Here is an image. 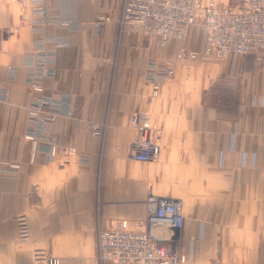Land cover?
I'll return each instance as SVG.
<instances>
[{"label":"crops","instance_id":"0c3cea01","mask_svg":"<svg viewBox=\"0 0 264 264\" xmlns=\"http://www.w3.org/2000/svg\"><path fill=\"white\" fill-rule=\"evenodd\" d=\"M122 4L45 0L49 14L77 29L47 28L69 45L57 50L53 76L36 75L42 93L27 85L25 65L41 37L23 24L2 40L0 88L9 95L0 99V264H118L100 262L98 229L120 220L137 229L151 195L182 203L185 222L175 238L183 264H264V54L201 59L190 70L179 64L150 102L145 65L173 56L182 43L161 48L156 38L122 32ZM20 18V9L0 0V28ZM184 44L202 50L201 28L193 27ZM14 64L18 72L8 80ZM42 94L71 96L74 115H60L48 135L61 152L73 148L88 162L75 155L60 165L63 154L50 160L45 150L33 158L24 138L27 107ZM136 110L149 111L161 130L155 160L130 159ZM93 127L104 131L94 135ZM5 162L18 164V172H6Z\"/></svg>","mask_w":264,"mask_h":264},{"label":"built area","instance_id":"2783aa9c","mask_svg":"<svg viewBox=\"0 0 264 264\" xmlns=\"http://www.w3.org/2000/svg\"><path fill=\"white\" fill-rule=\"evenodd\" d=\"M20 7L31 5L33 14L41 11L34 3L44 0H13ZM245 6H218L206 0H123L121 16L118 21L122 32H132L158 39L161 47H166L174 40L182 43L176 54L162 62L150 59L144 68V79L151 88L149 101L160 95L164 82L175 74L174 66L187 63L191 68L198 60H224L231 54H264V0H245ZM27 17V14L25 15ZM36 31H44L48 23L34 20ZM70 26L69 22H62ZM200 26L205 34V47L198 51L184 45L189 31L193 26ZM7 35L14 32L13 28L4 30ZM0 31V46L3 39ZM37 51L29 54L25 65L29 70L28 85L38 92H43L42 85L36 75L53 76L54 57L58 48L68 43L56 37H45L36 40ZM17 65L8 67L7 78L13 80L18 72ZM8 90L0 88V99H7ZM71 96L66 95L55 101L52 97L42 94L33 99L28 107L27 123L29 132L24 136L32 145L33 158L41 150L46 151L50 160L60 159V165L70 162L78 155L80 161L88 162L89 157L77 153L73 148L59 149L58 143L51 142V125L60 115L72 117ZM131 124L135 130L133 148L130 159L139 162L155 160L160 155L161 146L150 135L156 129L151 114L147 110L132 112ZM103 129L93 127L94 135H101ZM8 165L6 172L16 173L18 164ZM148 215L138 223L137 229H131L128 221L120 220L108 228H100L97 232L98 258L101 263L118 264H183L185 256L177 247L175 233L182 229L185 217L182 203L172 198H161L151 195L147 199ZM21 241L27 240L25 220L19 219ZM48 264H60V259H49Z\"/></svg>","mask_w":264,"mask_h":264},{"label":"rangeland","instance_id":"374dc122","mask_svg":"<svg viewBox=\"0 0 264 264\" xmlns=\"http://www.w3.org/2000/svg\"><path fill=\"white\" fill-rule=\"evenodd\" d=\"M9 1V3H11V4H13V5H15L18 9H20V13H21V18H20V20H19V23L18 24H16V25H13V26H10V27H8V28H0V31L3 33V39L5 38V37H7V36H11V35H16L17 33H18V31H19V28H20V26L21 25H23V24H28L29 26H32V24H34L33 22H34V20H37V19H39V20H44L46 23H48V27L52 24V23H54V24H56V25H58V26H64V27H68L69 29H71V30H76L77 28H76V25H75V23L72 21V20H69V19H63V18H60V17H58V16H53V15H51V14H49V11L47 10V8L45 7V0L42 2V1H40V2H37V3H34V5H36L37 6V8L38 9H40V11H41V14L40 15H36V14H33L32 13V10H31V5H27L26 7H20L19 6V4L16 2V1H13V0H8ZM30 2H31V0H29ZM206 1H208V2H214V3H216V5H218V6H238L239 8H243L244 6H245V0H234L235 2H231V3H229L228 5L226 4V5H221V4H219V3H217V2H215L214 0H206ZM233 1V0H232ZM122 10V9H121ZM27 14V17H25V15ZM120 19V18H119ZM64 21H66V22H69L70 23V26H68V25H63L62 24V22H64ZM47 27V28H48ZM193 27H199V28H201L200 26H193ZM193 27H191V29L193 28ZM10 28H13V30H14V32L13 33H11V34H9V35H7V33H5V31L4 30H6V29H10ZM47 28H45V30L44 31H36L34 28H33V26H32V31L34 32V34H36L37 36H39V37H41V39H43V38H45V37H56V38H59V39H62V40H64L65 42H67L68 43V45H69V40L68 39H66V38H63V37H59V36H57V35H52V34H50L49 32H48V29ZM190 29V30H191ZM201 30L203 31V29L201 28ZM189 33H190V31H189ZM139 34V33H138ZM203 34H204V31H203ZM188 37H189V34H188ZM188 37H187V39H188ZM2 39V40H3ZM186 39V40H187ZM185 40V41H186ZM204 40H205V34H204ZM174 40H172V41H170L169 42V44L171 43V42H173ZM184 41V42H185ZM175 42H177V41H175ZM184 42H183V44H184ZM159 44V43H158ZM168 44V45H169ZM1 45H2V41H1ZM168 45L166 46V47H168ZM182 45V44H181ZM184 45H186V44H184ZM159 46H160V44H159ZM186 46H188V45H186ZM1 47L2 46H0V50H1ZM161 47V46H160ZM166 47H161V48H166ZM189 48H192V47H190V46H188ZM63 48V47H62ZM179 48H180V46H179ZM179 48L177 49V51L179 50ZM59 49V48H58ZM192 49H195V48H192ZM195 50H197V49H195ZM35 51H37V47H36V50ZM34 51V52H35ZM176 51V52H177ZM198 51H200V50H198ZM176 52H175V54H176ZM174 54V55H175ZM173 55V56H174ZM173 56H171V57H168V58H166L164 61H162V62H165V61H167L169 58H172ZM28 58V57H27ZM204 61H211V62H216V61H221V60H204ZM197 61H195L193 64H195ZM179 64H184L185 65V67H187L188 68V65H187V63H178V64H176L175 66H174V69H175V74H174V76L172 77V78H170V79H168V80H166L165 82H164V84L165 83H168L169 81H171L175 76H176V67L179 65ZM15 65V64H14ZM10 66V65H9ZM8 66V67H9ZM193 66V65H192ZM189 70L191 69V68H188ZM28 79H29V70H28ZM9 80V79H8ZM14 80V79H13ZM28 81V80H27ZM163 84V85H164ZM27 85H28V82H27ZM29 86V85H28ZM149 86V85H148ZM30 87V86H29ZM150 87V86H149ZM163 87V86H162ZM30 89H32V88H30ZM44 89V88H43ZM8 90V89H7ZM33 91H35L34 89H32ZM36 92H38V91H36ZM42 93V92H41ZM8 95H9V90H8ZM150 95H151V88H150V93H149V95H148V100H149V97H150ZM160 96H161V93H160V95H158L157 97H155L154 99H152L150 102H152V101H156L157 99H159L160 98ZM40 97V96H39ZM36 98H38V97H36ZM35 99V98H34ZM32 101H33V99H32ZM31 101V102H32ZM31 104V103H30ZM30 106V105H29ZM28 106V107H29ZM28 107H27V110H28ZM27 116H28V114H27ZM151 120H152V118H151ZM152 123H153V121H152ZM154 124V123H153ZM155 125V124H154ZM156 126V125H155ZM156 129H158L157 127H156ZM160 130V129H159ZM153 133L156 135V138L154 139L153 137H152V135H153ZM149 135L155 140V141H157L158 142V139L160 138V136H161V133L160 134H158L155 130H153L152 132L150 131V133H149ZM159 143V142H158Z\"/></svg>","mask_w":264,"mask_h":264}]
</instances>
